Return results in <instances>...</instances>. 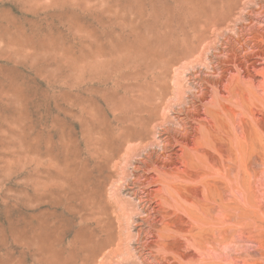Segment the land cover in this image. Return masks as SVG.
Segmentation results:
<instances>
[{
	"label": "rangeland",
	"instance_id": "1",
	"mask_svg": "<svg viewBox=\"0 0 264 264\" xmlns=\"http://www.w3.org/2000/svg\"><path fill=\"white\" fill-rule=\"evenodd\" d=\"M0 264H264V0H0Z\"/></svg>",
	"mask_w": 264,
	"mask_h": 264
}]
</instances>
